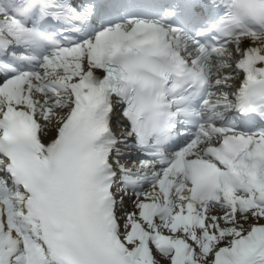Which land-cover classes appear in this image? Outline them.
Returning a JSON list of instances; mask_svg holds the SVG:
<instances>
[{"label":"snow or ice","instance_id":"1","mask_svg":"<svg viewBox=\"0 0 264 264\" xmlns=\"http://www.w3.org/2000/svg\"><path fill=\"white\" fill-rule=\"evenodd\" d=\"M0 264H264V0H0Z\"/></svg>","mask_w":264,"mask_h":264}]
</instances>
